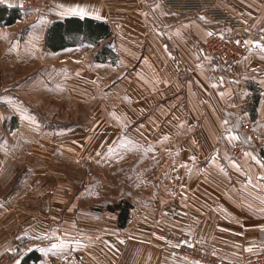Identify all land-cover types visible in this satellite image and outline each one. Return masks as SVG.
<instances>
[{
    "label": "crops",
    "instance_id": "0c3cea01",
    "mask_svg": "<svg viewBox=\"0 0 264 264\" xmlns=\"http://www.w3.org/2000/svg\"><path fill=\"white\" fill-rule=\"evenodd\" d=\"M40 1L33 11L46 20L41 41L30 43L29 32L18 45L11 41L28 29L31 11L22 0H0V6L20 13L14 23L0 25V53L38 46L53 68L69 66L73 76L104 84L105 97L116 100V109L108 106L107 112L116 110L138 141L141 132H150V143L165 148L169 166L166 174H134L149 185L135 187L129 218L114 235L99 242L91 238L76 252L61 246L44 252L38 249L42 236L1 231L0 253L12 254L5 264H21L32 250L40 255L37 264H196L179 252L194 243L227 260L252 254L256 232L264 228V167L256 162H263L259 149L246 144L242 126L248 123L264 144V52L247 44L239 61L220 66L202 56L201 45L211 30H242L246 41L264 43V0H204L201 9L183 12L162 0ZM70 17L102 22L110 34L97 43L80 38L49 49L47 27ZM102 48L109 54H100L99 61ZM47 63L39 59L40 66ZM226 129L251 155L230 158L233 140ZM9 210L13 204H0V212ZM0 216V227L13 226L7 214Z\"/></svg>",
    "mask_w": 264,
    "mask_h": 264
},
{
    "label": "rangeland",
    "instance_id": "374dc122",
    "mask_svg": "<svg viewBox=\"0 0 264 264\" xmlns=\"http://www.w3.org/2000/svg\"><path fill=\"white\" fill-rule=\"evenodd\" d=\"M38 4L24 9L31 11L28 29L11 43L19 45L29 32L30 43L41 41L46 20L33 11ZM10 54L0 53V204L8 201L13 210L0 214L13 226L1 225L0 233L42 236L39 251L84 250L91 238L114 235L119 211L111 208L132 202L135 187L149 185L134 174H166L165 148L151 144L147 131L138 141L116 110L107 112L116 100L105 97L101 82L75 77L69 66L53 68L38 46ZM11 258L1 252L0 264Z\"/></svg>",
    "mask_w": 264,
    "mask_h": 264
},
{
    "label": "built area",
    "instance_id": "2783aa9c",
    "mask_svg": "<svg viewBox=\"0 0 264 264\" xmlns=\"http://www.w3.org/2000/svg\"><path fill=\"white\" fill-rule=\"evenodd\" d=\"M22 0V6L39 7V1ZM169 9L177 12L197 11L204 5V0H162ZM238 30L240 27H236ZM239 31L224 32L221 30H211L206 35L201 45L202 56L211 62L225 66L229 63L239 61L247 51V44L244 33ZM240 41V43H236ZM242 133L247 137L250 144L258 149L264 145L263 140H259L252 127L245 123L242 126ZM258 138V139H257ZM230 157L234 160H242L247 150L246 145L238 140H233L227 146ZM257 247L255 252L248 258L241 261L227 260L218 256L212 249L200 246L197 243L183 246L179 252L188 260L196 264H264V228L256 232ZM9 255V254H8Z\"/></svg>",
    "mask_w": 264,
    "mask_h": 264
},
{
    "label": "trees",
    "instance_id": "16d2710c",
    "mask_svg": "<svg viewBox=\"0 0 264 264\" xmlns=\"http://www.w3.org/2000/svg\"><path fill=\"white\" fill-rule=\"evenodd\" d=\"M20 17L17 8L7 9L0 6V25H10ZM110 31L108 26L102 22L93 19L84 18H65L64 20L53 21L47 30L45 43L51 50H58L64 47L75 45L80 38H85L89 41L98 42L101 38L109 36ZM97 60L102 61L100 54H109L102 48L99 51ZM250 142H246L248 145ZM251 145V144H250ZM259 154L264 162V145L260 146ZM131 205L128 202L120 201L111 209L118 210V225L123 227L128 219L129 208ZM40 259V255L36 250H32L21 258V264H36Z\"/></svg>",
    "mask_w": 264,
    "mask_h": 264
},
{
    "label": "snow or ice",
    "instance_id": "6c2138e0",
    "mask_svg": "<svg viewBox=\"0 0 264 264\" xmlns=\"http://www.w3.org/2000/svg\"><path fill=\"white\" fill-rule=\"evenodd\" d=\"M74 11V10H73ZM81 14H84L83 13V10L81 9L80 10ZM201 19H204L203 17H201ZM212 33H208V35H211ZM262 40H264V38H262ZM236 43H240V41H236ZM245 44H251L253 45L255 48H258L260 49L262 52H264V43L261 42V40H254V41H245L244 42ZM223 95V94H221ZM30 118V117H29ZM227 121H224V124L227 125ZM226 132H227V136L229 139H232V140H238L239 139V136L238 135H235L231 129H226ZM245 155H251L250 153H245ZM252 159L256 160V157L253 156ZM256 162L258 164L261 165V167H264V162H261L259 160H256ZM234 166H237L238 165H235V162H233ZM121 243H123V241H121ZM53 247H56V245H53ZM250 250V249H249ZM17 264H19V261H17Z\"/></svg>",
    "mask_w": 264,
    "mask_h": 264
}]
</instances>
